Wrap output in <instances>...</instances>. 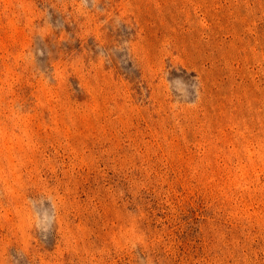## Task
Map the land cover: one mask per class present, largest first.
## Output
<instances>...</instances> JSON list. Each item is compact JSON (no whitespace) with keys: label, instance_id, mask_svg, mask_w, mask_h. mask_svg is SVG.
Here are the masks:
<instances>
[{"label":"rangeland","instance_id":"obj_1","mask_svg":"<svg viewBox=\"0 0 264 264\" xmlns=\"http://www.w3.org/2000/svg\"><path fill=\"white\" fill-rule=\"evenodd\" d=\"M0 264H264V0H0Z\"/></svg>","mask_w":264,"mask_h":264}]
</instances>
